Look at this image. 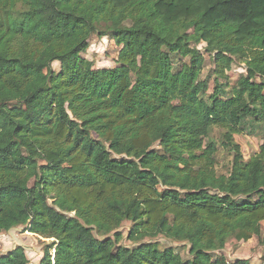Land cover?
I'll list each match as a JSON object with an SVG mask.
<instances>
[{
	"label": "trees",
	"instance_id": "16d2710c",
	"mask_svg": "<svg viewBox=\"0 0 264 264\" xmlns=\"http://www.w3.org/2000/svg\"><path fill=\"white\" fill-rule=\"evenodd\" d=\"M94 34L119 45L114 66L82 55ZM250 122L264 123V0H0V233L55 239L40 264H252L215 254L264 246V142L245 160L235 141ZM0 264L30 260L17 246Z\"/></svg>",
	"mask_w": 264,
	"mask_h": 264
},
{
	"label": "rangeland",
	"instance_id": "374dc122",
	"mask_svg": "<svg viewBox=\"0 0 264 264\" xmlns=\"http://www.w3.org/2000/svg\"><path fill=\"white\" fill-rule=\"evenodd\" d=\"M206 45L202 43L199 45V49L204 52L206 58V66L202 75V79L209 77L210 89L206 97L211 94L215 87L214 75L212 69L214 68V62L211 56L205 51ZM119 45L108 37H101L94 34L90 40V46L82 55L93 61L95 67H112L115 64V60L118 54ZM176 56V59H179ZM176 62V61H175ZM55 70H59L60 63L55 62L53 64ZM245 63L237 61L233 65V68L228 72L229 76V88L236 85L241 74L245 73ZM253 122L248 123L245 128V132L240 135H235V141L239 144L241 154H243L245 160H248L253 154L259 150V146L264 142V123L251 125ZM211 138L218 144L219 152L217 154V171L220 174H228L230 172L233 153L226 150L222 146L223 131L219 128H215L211 133ZM116 157V156H115ZM34 181L30 182L33 185ZM132 223L130 221L124 222L121 232L124 235L122 244L127 246H134L135 244L130 241L127 236ZM55 239L45 238L34 233H31L26 225H21L11 229L8 232L0 233V254H7L17 246H23L26 250L27 257L30 260V264H40L44 257V249L47 245L53 243ZM153 241H157L161 247H174L179 251L186 259L189 257V245L186 242L176 241L165 236H159ZM54 253V249L52 250ZM226 256V258L233 262L238 258L249 259L252 264H264V246L261 245L257 236H254L248 241H237L231 238L226 245V248L222 252H216Z\"/></svg>",
	"mask_w": 264,
	"mask_h": 264
}]
</instances>
